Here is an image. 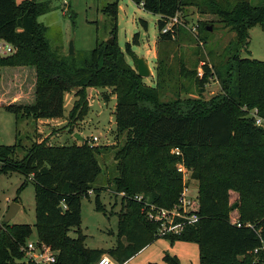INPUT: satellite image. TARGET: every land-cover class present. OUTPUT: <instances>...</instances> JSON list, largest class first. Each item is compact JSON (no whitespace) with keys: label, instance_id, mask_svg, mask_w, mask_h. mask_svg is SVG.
<instances>
[{"label":"trees","instance_id":"obj_1","mask_svg":"<svg viewBox=\"0 0 264 264\" xmlns=\"http://www.w3.org/2000/svg\"><path fill=\"white\" fill-rule=\"evenodd\" d=\"M132 1L160 17L157 44L166 48L177 39L179 45L208 41L209 24L188 26L183 15L187 7L217 16L235 38L215 69L204 61L188 68L181 60L175 67L165 52L157 57L151 86L126 60L134 53L131 45L123 52L117 44L119 0L102 9L114 43L98 42L94 49L73 56L55 49L38 22L51 10L48 3L0 0V42L13 47L12 54L0 56V107L14 115L18 126L28 119L63 118L68 93L85 98L95 88L112 90L117 134L126 137L115 154L118 175L111 182L117 196L125 194L118 243L108 254L118 264L161 238L135 197L144 195L160 207L172 208L183 186L178 162L191 169L198 182L200 202L194 211L199 221L179 236L163 238L198 243L201 264H264V129L251 116L257 110L264 118V61L243 56L250 53V29L261 25L264 31V0ZM175 18L178 22L172 23ZM134 43L139 44L138 35ZM27 72L35 77L33 86L21 85ZM215 77L221 91L205 100L201 90ZM88 107L84 103L78 115L84 117ZM91 143L85 139L53 145L34 137L26 146L17 134L14 145L0 144V173H19L35 186V244L40 251L57 252L55 264H95L106 255L85 248L81 236H70L81 223V199L92 192L102 172L99 158L104 148ZM176 148L182 157L172 154ZM237 211L241 216L234 220ZM32 233L28 225L6 224L0 230V264H37L22 251ZM255 249H260L258 254Z\"/></svg>","mask_w":264,"mask_h":264},{"label":"rangeland","instance_id":"obj_2","mask_svg":"<svg viewBox=\"0 0 264 264\" xmlns=\"http://www.w3.org/2000/svg\"><path fill=\"white\" fill-rule=\"evenodd\" d=\"M36 1L48 3L50 6L51 10L40 16L38 22L45 26L51 45L59 49L62 55H68L71 43L74 44L75 52L80 53L90 51L96 47L98 42H106L111 38V25L109 19L102 13V9L108 4L115 3L116 0ZM250 1L257 4L260 0ZM183 15L188 26L201 22L209 24L212 30L206 43L179 45L181 42L177 39L169 43L168 48L159 45L157 44L159 35L157 22L160 17L145 11L142 5L132 0H119L117 44L123 52H126L128 43L131 45L134 53L131 56L126 55V60L133 68L137 69V57L147 58L152 71V76L144 78L148 85H155L157 57L163 56L165 52L170 53V64L175 67L181 60L187 64L188 68L204 61L215 69V65L222 61L221 56L226 47L235 38V34L230 32L215 15L201 14L196 7H187ZM183 15L180 16L183 17ZM141 21L147 23V29ZM135 35L139 36V44L134 43ZM249 50L250 53H244V57L264 61V31L261 25L250 29ZM201 71L200 66L198 72ZM27 74L30 77L28 72ZM26 77L21 85L29 83V86H33L35 77ZM220 91L221 85L215 77L201 90V97L209 100ZM196 93L199 94V91ZM84 103L89 106V110L82 117L78 115V112L83 108ZM116 103V98L112 95L110 88L89 90L85 98L75 97L68 93L65 95L63 118L35 121L28 119L20 121L18 126L14 115L0 107V144L5 146L14 145L17 141V134L19 140L26 146L31 145L34 137L53 145H73L79 143L73 134L76 132L84 139H89L90 142L94 137L99 138L95 145L104 148L103 155L99 158L102 172L93 185L92 192L90 191L88 196L81 199V223L70 232V236L72 238L81 236L85 248L106 255L117 246L119 213L123 209L122 198L115 194L111 183L118 175L115 154L121 150L126 141L125 134H117ZM76 106L75 117L71 118L70 114ZM72 128H74L73 131H70ZM220 152L222 154L225 151ZM23 156V153L19 154V158ZM193 185L197 188L196 181ZM14 202L19 204L20 210L10 222L6 223L7 212ZM234 215V220H238L241 213L237 211ZM6 224L30 226L33 233L28 238V242H37L35 186L30 179L16 172L0 173V230ZM51 251L54 252L52 249ZM56 253L54 252L55 255ZM171 260H176L178 264H201L200 245L192 241H171L159 238L141 252L128 256L120 264H171ZM240 261L243 260L240 259Z\"/></svg>","mask_w":264,"mask_h":264},{"label":"built area","instance_id":"obj_3","mask_svg":"<svg viewBox=\"0 0 264 264\" xmlns=\"http://www.w3.org/2000/svg\"><path fill=\"white\" fill-rule=\"evenodd\" d=\"M175 18L172 23H177ZM167 28H170L168 26ZM13 53V47L9 43L0 42V56H8ZM202 75V71L199 73ZM251 116L254 117L255 125L264 129V118L258 115L257 110L252 111ZM99 138L94 137L92 143H98ZM172 154L177 157H182V152L179 149H173ZM177 171L182 175V192L177 203L172 208H165L151 202L144 195H138L135 200L142 204L143 215L145 219L157 226V236L173 237L181 235L187 227L194 226L199 221V215L195 213L194 209L199 205V188L198 182L192 176V170L186 167L183 162H178ZM197 182V188L194 187V182ZM121 193V196H124ZM238 227H242L240 222H237ZM246 227L254 228L253 225L247 224ZM264 249V248H263ZM22 251L30 259L37 264H55L57 257L50 248L42 251L38 250L36 244L28 242L26 246L22 247ZM260 249H255L254 254H258ZM95 264H117L110 256L103 255Z\"/></svg>","mask_w":264,"mask_h":264},{"label":"water","instance_id":"obj_4","mask_svg":"<svg viewBox=\"0 0 264 264\" xmlns=\"http://www.w3.org/2000/svg\"><path fill=\"white\" fill-rule=\"evenodd\" d=\"M209 30L211 31L212 28H209ZM106 42L109 44H113L114 39L110 38ZM75 53L76 52H75L74 44L71 43L68 55L73 56V55H75ZM136 62H137V73H138L139 77L144 79V78H149L150 76H152V71L150 69V66H149V63H148V60L146 57H144V56L143 57H137ZM74 137L80 143H83V141L85 140L77 132L74 133ZM236 207H237V204H235L232 208L235 209ZM19 210H20L19 204H17L16 202L12 203L10 208H9V211L7 212L5 222L6 223L10 222L16 216V214L19 212Z\"/></svg>","mask_w":264,"mask_h":264},{"label":"crops","instance_id":"obj_5","mask_svg":"<svg viewBox=\"0 0 264 264\" xmlns=\"http://www.w3.org/2000/svg\"><path fill=\"white\" fill-rule=\"evenodd\" d=\"M0 104H1V99H0ZM147 248V247H146ZM113 259V258H112ZM115 261V259H113ZM116 262V261H115ZM117 263V262H116ZM118 264V263H117Z\"/></svg>","mask_w":264,"mask_h":264}]
</instances>
